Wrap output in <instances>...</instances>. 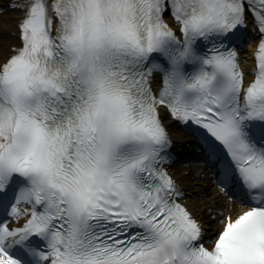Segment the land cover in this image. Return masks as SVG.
Wrapping results in <instances>:
<instances>
[{
  "label": "snow or ice",
  "instance_id": "snow-or-ice-1",
  "mask_svg": "<svg viewBox=\"0 0 264 264\" xmlns=\"http://www.w3.org/2000/svg\"><path fill=\"white\" fill-rule=\"evenodd\" d=\"M10 7L22 18L18 45L0 44V264H264V0ZM250 22L249 77L236 45ZM166 120L198 136L227 201L210 242L169 171Z\"/></svg>",
  "mask_w": 264,
  "mask_h": 264
},
{
  "label": "bare ground",
  "instance_id": "bare-ground-1",
  "mask_svg": "<svg viewBox=\"0 0 264 264\" xmlns=\"http://www.w3.org/2000/svg\"><path fill=\"white\" fill-rule=\"evenodd\" d=\"M12 3L13 0H0V9L5 10L0 15V44L3 45L5 55H7L10 47L18 45L17 25L22 18V13L18 10L10 11L9 6ZM172 133L178 139L191 141V138L176 126L172 127ZM170 170L186 191L193 195L186 203L205 223L209 229V234L219 230L216 220L210 218V210L224 207L227 201L219 193L217 187L213 185L212 176L207 167L202 162H190L173 165ZM232 207L239 208L240 206L232 202Z\"/></svg>",
  "mask_w": 264,
  "mask_h": 264
}]
</instances>
